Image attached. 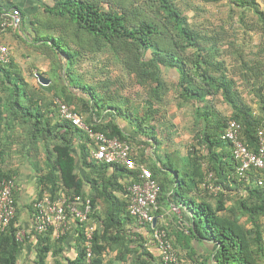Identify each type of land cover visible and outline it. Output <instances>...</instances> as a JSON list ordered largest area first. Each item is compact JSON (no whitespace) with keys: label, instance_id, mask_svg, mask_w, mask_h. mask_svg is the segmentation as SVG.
<instances>
[{"label":"trees","instance_id":"trees-1","mask_svg":"<svg viewBox=\"0 0 264 264\" xmlns=\"http://www.w3.org/2000/svg\"><path fill=\"white\" fill-rule=\"evenodd\" d=\"M155 1L158 16L163 19L160 22L150 16L131 22L125 12L114 8L110 2L108 9H104L96 0H54L52 6H44L42 19L34 15L31 20L32 24H39L38 29L34 28L38 37L33 42H41L51 51V84H39V88L33 86L22 76L11 56L8 63H0V163H4L3 156L7 154L4 153L5 147L10 151L14 145H19V152L23 153L25 148L41 142L45 169L36 175L37 195L44 190L55 194L62 189L68 194L89 197L92 205L90 218L101 222L93 233L89 261L83 226L78 222L80 243L74 259L62 260L65 235L51 238V230L44 234L33 231L38 237L35 264H48L49 255L52 264H101L107 246L113 241L122 243L125 240L120 235L122 219L136 221L128 211L127 189L133 181L142 180V164L159 186L157 204L179 203L191 213V221L184 226L187 233L177 230L171 234L157 221L154 225L143 224L149 232L154 227H161L167 230L170 240L173 235L177 242L189 243L191 238L210 242L214 264H261L264 256V172L252 168L246 172L245 178L242 177L237 171L238 163L233 158L230 144L221 138V134L226 122L233 119L241 125L242 140L250 147L256 146L258 130L264 131V83L253 91L257 98V106L253 107L238 88L235 78L227 75L217 61L208 59L211 56L201 55L193 60L192 67H188L181 53L197 46L206 50L207 45L199 43L204 38L189 27L173 0ZM249 2L262 17L264 13L259 9L260 4L256 0ZM11 8L20 11L22 23L21 7L8 0H0V23L1 15ZM49 28L53 34L40 37V29ZM7 29L13 28L2 29L0 26V33ZM113 62L121 65L128 76H133L139 86H147L144 108L123 106L127 97L111 87L110 67ZM164 71L172 72L182 87L180 95L186 100L204 102V107L196 110L195 124L199 130L187 149V157L182 159L181 169L179 162H172L169 156L168 161H162L160 165H146L144 148H135L132 157L136 165L133 168L90 159L96 144L81 129L60 119L57 114L56 98L80 114L88 113L85 122L95 131L117 136L131 145L133 142L144 146L156 143V128L150 115L156 112L155 104L164 103L167 92L161 76ZM103 74L106 75L97 78ZM39 75L34 73L36 79ZM194 76L199 78L197 86ZM75 90L84 93L87 99L84 100ZM215 95L230 106L228 117L216 112L212 104H205L207 97ZM105 110L127 116L131 124H136L138 135L147 141L124 133L112 117L103 121L105 117L100 115ZM94 111L98 118H102L100 121H93ZM17 129L22 133L18 134ZM75 139L79 140L78 153H74ZM78 163L81 169L89 168L87 175L78 174ZM161 169L172 171L173 175L169 178L161 174ZM10 177H13V171L0 165V180ZM260 180L261 184L258 183ZM209 184L216 189H210ZM194 192L201 195L200 200L191 195ZM117 193L127 198H119ZM230 199L235 202L228 207L225 203ZM98 202L104 203L103 213L96 209ZM31 207L33 211L32 203ZM157 212L158 209L154 213ZM19 229L15 215L0 234V264H17V254L25 240L24 237L22 241L16 238ZM171 243L176 251L174 240ZM132 264L152 263L139 259L133 260Z\"/></svg>","mask_w":264,"mask_h":264},{"label":"rangeland","instance_id":"rangeland-1","mask_svg":"<svg viewBox=\"0 0 264 264\" xmlns=\"http://www.w3.org/2000/svg\"><path fill=\"white\" fill-rule=\"evenodd\" d=\"M96 1L104 9H108L109 2L112 3L114 8L125 12L131 22L146 16L159 22L163 20L158 16L155 0ZM173 1L185 16L189 27L199 32L204 38L199 41L200 45H207L206 50L197 46L181 53L188 67H192L193 60L200 58L201 55L211 56L208 59L217 61L227 75L234 77L246 100L257 106V98L253 91L255 87L264 83V19L251 6L249 0ZM205 39H208V42ZM110 70L113 81L111 87L123 93L122 95L128 99L123 106L134 107L136 105V107L144 108L148 94L147 86H139L135 78L128 76L118 63L113 62ZM105 75H98L97 78ZM161 76L166 83L167 92L164 103L161 101L155 104L156 112L150 115L152 125L158 130L159 136L157 137L158 142L152 143V146L156 144L159 151H168L170 148L173 151V148H176L174 152H178L179 149L187 152L188 147L194 142V134L199 130V126L195 124L196 110L197 108L202 109L204 102L194 99L186 100L180 95L182 87L178 85L172 72L164 71ZM193 78L197 86L199 78L198 76ZM223 103L220 96L215 95L207 97L205 104H212L216 112L228 117L230 108ZM136 144L133 142V145ZM142 148L145 149V146ZM25 156H27L26 153H7L3 156L4 163L0 165L7 167V164L21 163L26 158ZM161 158L163 162H167L169 158L174 163L181 160L178 157L168 158L163 155ZM97 208L103 213L104 203L101 202L98 207L96 206Z\"/></svg>","mask_w":264,"mask_h":264},{"label":"crops","instance_id":"crops-1","mask_svg":"<svg viewBox=\"0 0 264 264\" xmlns=\"http://www.w3.org/2000/svg\"><path fill=\"white\" fill-rule=\"evenodd\" d=\"M8 2L21 7L24 14V21H22L21 25L16 27V29H7L6 31L1 32L0 41L7 45L12 60L17 63L22 76L26 80H28L29 83L33 84V86L37 88H39L40 85L46 86L48 84H51V51L47 46H43L41 42H33V39L38 37L35 33L34 28L38 29L39 24H32L31 20L34 15L39 16L42 19L45 16L43 12L44 6H52L54 4V0H8ZM260 7L259 9L264 13V10H262V8ZM261 18L264 19V15ZM52 34L53 31L50 28L40 29L39 32L40 37ZM34 73H39L41 76L49 79L50 82L46 85L40 83L38 79L34 77ZM41 73H44V75H42ZM75 93L82 96L84 100L87 99L86 95L84 93H81L79 90H75ZM225 104L228 106V108H230L227 103ZM253 106L256 107L255 104H253ZM94 110L97 109H95L94 107ZM229 113H231V108ZM82 115L85 118L88 116V113L82 112ZM100 116L105 117L103 121H107L108 118L112 117L115 123L119 125L124 133L130 136L137 137L140 140L147 141V139H145L144 137L142 138L138 135V133L136 132V124H131L127 116H121V114L117 115L111 110L103 111ZM96 117L98 118V115L95 112L93 114V121H100L102 119L101 117L96 119ZM17 132L18 134L22 133L21 129H17ZM154 134L156 138L159 137L157 129L154 131ZM3 140L9 141L10 139ZM78 145L79 140L75 139L74 153L79 152ZM142 146H144L142 143H138L134 146V148L141 149ZM1 149L2 146L0 144V150ZM19 149V145H14L12 147V150L10 151H7V147H5L4 153H20ZM175 149L176 148H173V151H171V148L168 151H159L158 146L156 144H153L152 146V142H150V144H148L147 146L145 145L144 155L147 159L146 165H160V162L163 161L161 155L165 157L169 156L171 158L178 157L179 159H181L178 166L184 164V161L182 159L187 157L188 154L186 153V151L183 152L181 149H179L178 152H174L176 151ZM23 153L31 154L27 155V157L22 160L21 163L17 162L13 165L7 164V170L13 171V177L15 178L16 182L15 200L18 225L20 226L21 230L25 232V240H23V245L17 254V264H35V247L37 246L38 237L33 232L31 203L37 195V187L35 183L36 175L38 171H40L41 169H45V157L42 143L37 141L36 146L34 145V147L31 146L27 149L25 148L23 150ZM33 153H36V156H34ZM36 163H38V165ZM142 165L144 166V164ZM201 165H203V167L205 166V164L203 163H201ZM182 167L183 165L180 166V169ZM111 171L112 170L110 168V172ZM77 172L80 176H84L89 173V168L81 169L80 163H78ZM161 174H164L165 176H168L170 178L171 175H173V172L161 169ZM85 185H88V187H90L88 182H85ZM88 187L86 186V188ZM117 195L119 196V198H127L125 195H121L118 193ZM191 195L196 200H200L201 195L198 194V192H194ZM211 202L214 203L213 199L211 200ZM234 202V199H230L225 203V205L230 207ZM100 203L101 202H98L97 207ZM157 209L158 212L156 214L154 213L155 221H157L160 225L166 226L171 234H173L177 230H185L184 226H187L188 222L191 221V213L179 203L174 204L168 201L167 203H161L160 205H158ZM122 220L123 221L119 226L121 227L120 235L125 237V240L122 243L113 241L109 246H107L106 250L102 254L101 264H132L133 260L137 261L139 259L148 261L152 264H160L161 261L158 249L155 244L150 241L151 232L146 229L147 226L139 224L137 221L132 222L126 219ZM241 221H243V218ZM92 222L93 224H95L96 228L101 226V222H97L96 220H93ZM246 226L250 227L249 225ZM78 230H80V227L77 222L75 220H70V229L65 235L64 240L62 241V260L64 258H75L77 254V248L80 243V234ZM185 233H187L186 230ZM51 238H53V235ZM262 239L264 243V227L262 231ZM171 240H174L176 251L180 258L181 264H214L212 262L210 254V252L212 251V245L210 242L195 238H191L189 240V243H186L184 240L177 242L173 235L171 237ZM140 243H142L141 247ZM145 251L150 255L146 254ZM123 253L124 255L121 257V254ZM47 262L48 264H52V257L50 255L48 256ZM261 264H264V256L262 258Z\"/></svg>","mask_w":264,"mask_h":264},{"label":"built area","instance_id":"built-area-1","mask_svg":"<svg viewBox=\"0 0 264 264\" xmlns=\"http://www.w3.org/2000/svg\"><path fill=\"white\" fill-rule=\"evenodd\" d=\"M256 1L264 9V0ZM1 17L2 29L16 28L21 23V13L17 8L7 10ZM10 56L7 45L0 41V63H8ZM54 102L59 118L81 129L87 138L96 144L91 152V158L107 164L123 165L127 168L135 167L136 162L132 157L135 150L133 145L117 136H109L105 132L93 130L85 122L82 114L61 99L56 98ZM221 138L230 144L233 158L238 163L237 171L242 177L245 178L246 172L252 168L264 172V131L262 129L257 132L256 146L250 147L241 138V125L230 119L226 122ZM140 167L142 180L133 181L127 189L129 193L128 211L139 224H154L159 186L151 179L150 171L143 165ZM210 177L211 174L208 175V180ZM258 183L261 184V180ZM208 187L212 190L216 189L211 184ZM15 190L14 177L0 180V234L16 215ZM32 205V226L37 234H44L51 230L53 237L60 238L69 231L70 220H75L82 225L87 245V261L90 260L91 241L96 226L90 218L92 205L89 197L83 198L81 195L68 194L62 189L55 194L44 190L41 195H36ZM24 235L25 232L19 229L16 238L22 241ZM150 241L158 249L161 264H180L165 228L154 227Z\"/></svg>","mask_w":264,"mask_h":264},{"label":"water","instance_id":"water-1","mask_svg":"<svg viewBox=\"0 0 264 264\" xmlns=\"http://www.w3.org/2000/svg\"><path fill=\"white\" fill-rule=\"evenodd\" d=\"M38 81L40 82V83H42V84H48L49 82H50V80L49 79H47V78H45V77H43V76H41V75H39L38 76ZM154 224H155V219H154ZM153 224V225H154Z\"/></svg>","mask_w":264,"mask_h":264}]
</instances>
